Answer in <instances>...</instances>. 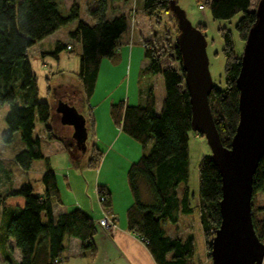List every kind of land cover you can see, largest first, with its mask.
Here are the masks:
<instances>
[{"label":"trees","instance_id":"obj_1","mask_svg":"<svg viewBox=\"0 0 264 264\" xmlns=\"http://www.w3.org/2000/svg\"><path fill=\"white\" fill-rule=\"evenodd\" d=\"M114 1L100 0L96 7L88 8L90 20H85L81 17L80 0H64L65 14L56 0H0V102L9 106L5 116L7 128L2 138L10 143L14 134L20 132L23 147L14 154V162L23 171L31 169L36 159L45 161L41 177L43 194L34 192L31 181L18 188H0V207L3 210L0 228L4 227L0 233V246L11 251L7 241L12 239L21 255V259L16 261L6 253L9 264H63L61 255L70 237L81 240L83 253L96 252L93 238L97 232V221L92 216L81 208L60 213L57 217L53 214L52 202L60 197L57 176L49 158L43 153L40 136L34 134L36 121L44 126L49 138L57 135L51 125V105L39 99L38 80L32 69L29 49L58 29L75 22V27L68 33L70 42H57L49 54L58 58L63 49L73 54L75 49L72 45L81 46L78 77L85 96L89 98L95 89L102 60L116 55L121 35L129 26L134 28L135 16L139 15L133 6L127 12L109 16V4ZM138 2L142 14L149 18L171 9L170 0ZM207 7L214 19H231L241 13L236 29L245 41L256 20L252 0H211ZM197 27L201 30V24ZM222 35L227 58L225 87L214 84L209 103L221 142L229 147L239 122L240 92L236 81L241 56L235 52L231 31L224 28ZM177 36L176 44L167 41V50L171 58L179 61V67L164 66L162 57L165 51L160 54L152 40L144 41L148 63L141 70V76H162L165 97L160 111L156 110L154 83L145 89L144 102L130 105L121 100L110 107L114 121L143 148L142 156L130 166L127 174L134 197L127 210V229L145 243L156 264H191L195 256L193 235L171 236L163 228V222L177 224L182 214H192L197 208L209 249L221 224L222 176L211 154L204 156L199 163L198 204L192 203L189 140L191 132H198L192 127V106ZM93 123L90 116L91 128ZM100 157L95 149L88 165L97 167ZM98 191L104 196L100 201L103 208L110 207L109 189L99 186ZM259 193L264 194V155L254 174L252 191L253 222L262 241L264 215L259 217L258 214H264V206L257 207ZM13 196H22L24 205L8 207L7 200Z\"/></svg>","mask_w":264,"mask_h":264},{"label":"crops","instance_id":"obj_2","mask_svg":"<svg viewBox=\"0 0 264 264\" xmlns=\"http://www.w3.org/2000/svg\"><path fill=\"white\" fill-rule=\"evenodd\" d=\"M81 3L82 0H80L82 8ZM123 4L124 1L115 0L113 2V8L111 9L110 15L127 12L129 6H124ZM140 16L141 14L135 16V20L133 22L134 28L132 29L129 26V28L121 35L116 55L113 58H104L102 60L95 89L89 98L86 97L87 102L91 105V112L89 114L81 112L76 104H72L70 100L61 96L59 97L58 105L55 107V109H57H54V114H59L61 124L68 125V127H64L59 131H56L54 123L51 122L57 137L49 138L45 133V130L42 132V136H40L42 150L45 156L50 158L55 152H61V154H64L63 158L66 164V170L63 175L67 178L68 184L73 192V196L71 198L63 200L62 186L59 184L57 179L58 187L60 185V197L59 200L54 199L52 202L54 216L57 217L60 213L67 212L75 208H81L95 219V217H101L100 210L103 209L117 222V229L114 232H111L101 226L102 232L98 234L97 226V232L95 234L96 237L94 236L93 238L96 244V252L94 254L90 251L83 253L81 249V240L77 237H70L67 242V247L61 255L63 264H156L145 243L127 229V210L134 202V197L128 184L127 174L130 166L134 162H137L142 156L143 148L141 147L142 145H139V142L136 139L122 130L121 125H118L110 114L111 104L121 100L130 105L139 104L145 101L144 91L146 88H143L142 85L144 82L141 79V70L148 63V59L145 57L144 48V41L147 40L146 34L148 33H145L142 28L143 20H140ZM85 19L90 20L89 15L88 18ZM72 24L71 29L75 27V22ZM71 29L67 30L60 28L43 40L36 42L29 49L30 62L31 60L36 61L39 69H41L45 75L46 82L49 83L50 80L52 81L58 79V84L56 85V90L58 91H65V83L72 80L74 76L79 79L78 72L75 70H68L67 68H61L63 67V59L66 57V55H63L62 53H59L58 58L54 57L58 63L56 71L53 70L52 66L49 65L46 59L48 56H52L49 52L54 49L57 42H70L68 33ZM72 46H75V44ZM78 47L80 49L79 52H81V46L78 45ZM32 69L36 74L33 65ZM119 69L121 70V74L124 76V79H127L128 83L126 84L125 91L123 90L120 94L115 95L111 92L112 89H109V86L116 85L114 84V79L119 74ZM156 76L159 77L161 75H151L148 82L144 84L149 86L151 83H154L155 93L158 90L155 84ZM121 81L123 82V78H121ZM79 83L81 84L80 79ZM102 87L108 89L107 95H109V98L105 99L102 103L101 101L96 102L95 96L99 88ZM65 104L75 106L78 112L81 113L85 119L86 135L83 137V141H80L77 138V130L75 125L72 123V120L68 119V121L64 116L65 114L61 111L63 109L62 106ZM161 106L162 102L160 104V109ZM156 110L158 112L160 111L158 108L157 96ZM90 116L93 118L94 122L92 128L89 126ZM89 131L93 134L94 138L93 151L96 149L100 153L101 157L97 167H91L87 164L88 166L86 165V168L83 169L85 172L87 170L88 180L91 183L89 184L90 186L88 187V190L83 195L77 190V185H75L78 179L77 171L70 170L71 166H69L68 157L70 156L71 158L69 150L72 144L67 141L68 138H73L77 142L78 150H85L87 149L89 140ZM14 154L15 152L12 156H10L12 157L11 160H13V162ZM4 159L10 158L4 157ZM71 161L73 162V159ZM76 161L77 164H79L78 160ZM50 164L55 170V173H58V168L54 162L50 160ZM33 166L34 163L31 169ZM18 168L20 167L18 166ZM31 169L23 171L20 168L24 174L31 172ZM36 171L40 172L41 180L42 174L45 171V161L41 170L37 169ZM7 173L11 176L8 171ZM3 178V180L1 179V184L5 181L3 187H9V181L5 180L6 177ZM25 178L22 179V181H24ZM99 186H105L111 192V206L106 209L103 208L100 201L99 206L97 201V198H99ZM0 188L2 189V186ZM38 193H44V185ZM196 199L198 200V197H196ZM8 207L14 208V206ZM193 213H197V211L194 210ZM189 215L191 214H182L179 222L172 226H176L177 228L178 224H181L184 220H188ZM191 221L193 220L191 219ZM188 231H190L189 225L185 228L184 233H188ZM174 233L175 232L172 231L169 235L175 236ZM8 241L14 242L12 239H9ZM20 259L21 255L16 261H19Z\"/></svg>","mask_w":264,"mask_h":264},{"label":"rangeland","instance_id":"obj_3","mask_svg":"<svg viewBox=\"0 0 264 264\" xmlns=\"http://www.w3.org/2000/svg\"><path fill=\"white\" fill-rule=\"evenodd\" d=\"M59 3V9L63 14L66 12V7L64 5V0H56ZM100 0H82V8H81V16L82 18H88V8L90 7H96ZM259 0H252V9H256V6L258 4ZM175 4L177 9L180 11L183 19L185 20L186 24L189 27H197V25L201 24V30L205 35V43H206V50L207 55L209 59V70L210 74L213 80V83L217 85L220 88L225 87V67H226V61L227 58L224 54L223 48L225 46V40L222 35L223 29H229L231 31V36L234 43V49L238 56H242L245 41L241 39L240 34L238 30L236 29V24L238 20L241 17V13L235 15L231 19H214L211 15L210 9L208 7L205 8V10H201L198 7L197 0H175ZM124 6L130 7H136V13L141 14L140 20H143L142 28L144 30L147 36V39L150 41L152 40L154 45V48L158 51V53H163L165 51V54L162 57V64L164 66L172 65L174 67H179V61L174 60L171 58L170 51H168L167 41H170L172 45L176 44V36L179 32L178 27V21L179 17L174 10V8L171 7V9L168 12L160 13L158 15H155L151 18L147 17L146 15L142 14V11L139 9V2L138 0H129L128 3H124ZM113 8V3L110 2L109 4V15L111 12V9ZM129 10V9H128ZM87 20V19H85ZM74 23V22H73ZM72 23H69L64 29H71ZM75 52L72 54L68 50L63 49L60 53L63 55H66V57L63 59V63L61 68H67L68 70H75L76 72L79 71L80 66V53H79V47L77 44L74 46ZM47 62L50 66H52L53 70H57V60L54 58V56H48ZM32 65L35 68L36 76L38 80V87H39V99L40 100H46L50 102L51 108H52V116H51V122L54 123V126L56 128V131H59L62 128H67L68 125H62L59 118V114H54V109L56 105H58L59 97L64 96L67 98V100H70L72 104H76L78 108L81 110V112H84L85 114H89L91 112V105L87 102L86 96L84 95L83 88L81 84L79 83V79L74 76L72 80H70L68 83H65V91H58L56 90V85L58 84V79L56 80H50L49 83L46 82L45 75L39 69L36 61H32ZM151 75L141 76L142 81L144 82L143 88H147L148 85H144L146 82H148V79ZM121 78H123V82L121 81ZM155 79V78H154ZM158 79V81H157ZM151 80V78H150ZM160 80V81H159ZM163 78L161 76H156L155 84L156 88L158 89L156 92V96L158 98V108L160 110V104L163 101L165 97V88L164 84L162 83ZM121 82V84H120ZM128 83L127 79H124V76L121 74V70L119 69V74L114 79V84L116 85H110L109 89H112L111 92H113L115 95L120 94L125 91L126 84ZM63 92V93H62ZM65 92V93H64ZM108 89L105 88H99L96 96L95 101H101V103L109 98ZM93 107V106H92ZM9 109L8 104L1 103L0 102V187L2 186V189H5L3 186L5 184V181L1 184V179L3 180V177H6L5 180L9 181V186L18 188L21 186V184L25 181L30 180L33 184L34 192L38 193L43 183L40 180V172H37V169L42 168V165L44 164V159H36L34 160V166L31 169V172L24 174L20 168H18V165L11 160L12 154L17 152L23 147L21 138H20V132L17 131L14 134L13 140L10 143L4 142L2 138V133L6 130L7 124L5 121L6 113ZM57 109V108H56ZM55 109V110H56ZM44 131V126L39 121H36V127L34 130L35 135L42 136V132ZM93 134L89 131V140L87 144V149H82L81 151L78 150L77 142L73 138H68L69 143L72 144L69 152L71 154L68 157L69 166H71L70 170L77 171V190L81 192L83 195L88 190V187L91 184L88 180L87 176V170L83 171L85 169L86 165L88 164L89 158L93 154ZM139 145L141 143L139 142ZM142 147V146H141ZM211 154V148L209 146L208 140L206 136L202 134H195V132L190 133V140H189V156H190V179H189V185L191 187V190L193 193H195L193 204L197 205L198 200L196 197H198V189H199V163L202 160V158L206 155ZM64 154H61V152H55L52 154V156L49 158L58 168L57 179L59 184L62 186V196L63 200H67L73 196V192L71 191V187L68 184L67 178L63 175L66 170V164L64 162ZM10 158V159H4ZM73 159V162L71 160ZM79 164H77V161ZM4 161V162H1ZM88 166V165H87ZM7 171L11 176L8 175ZM60 172V173H59ZM62 172V173H61ZM69 173V172H68ZM66 175V174H65ZM70 175V173H69ZM26 177V178H25ZM22 181V179H24ZM60 187V185H59ZM99 197V196H98ZM257 207L264 206V194L259 193L257 195ZM98 204L99 198H97ZM8 206H23L24 205V198L22 196H13L10 197L8 200ZM197 213H193L189 215L188 220H184L181 222V224L176 226H172L171 222H163L162 226L165 229L167 234H171L172 231H174L175 235H187L191 234L193 235L195 239V256L191 259V264H211L212 258H211V249L208 248L207 243L205 242L204 233L202 229V225L199 218V213L197 208H195ZM100 215L102 216L104 213L103 209L100 210ZM263 213L260 212L258 214L259 217H263ZM100 217H95V220L97 221ZM191 219L193 221H191ZM3 222V210L0 207V225ZM189 225L190 231L188 233L185 232V228ZM98 226V234L102 232L101 230V224L97 222ZM103 227V226H102ZM104 228V227H103ZM2 229L4 227L0 228V233L2 232ZM106 229V228H105ZM97 234V235H98ZM96 237V236H95ZM8 247L11 246V251H8L5 247L0 246V264H9V262L6 259V253H9L12 255L13 259L17 260L20 258V251L15 247L14 242L8 241L7 242Z\"/></svg>","mask_w":264,"mask_h":264},{"label":"water","instance_id":"obj_4","mask_svg":"<svg viewBox=\"0 0 264 264\" xmlns=\"http://www.w3.org/2000/svg\"><path fill=\"white\" fill-rule=\"evenodd\" d=\"M179 17L177 36L185 70V83L192 106V127L206 136L211 158L222 176L221 224L211 241V264H264V244L253 222V178L264 155V0H259L256 20L245 39L237 77L239 122L229 147L221 142L209 103L214 83L209 70L205 35L189 27L170 0ZM72 120L77 138L85 137V119L77 108L62 106ZM69 121V120H68Z\"/></svg>","mask_w":264,"mask_h":264},{"label":"built area","instance_id":"obj_5","mask_svg":"<svg viewBox=\"0 0 264 264\" xmlns=\"http://www.w3.org/2000/svg\"><path fill=\"white\" fill-rule=\"evenodd\" d=\"M210 1L211 0H197L199 9L205 10V8L207 7V4ZM103 199H104V196L99 194V200L102 201ZM103 211H104L103 212L104 214L97 220V222L100 223L107 230L114 232L117 229L116 220L113 219L108 213H106L105 210ZM262 242L264 244V239L262 240Z\"/></svg>","mask_w":264,"mask_h":264}]
</instances>
